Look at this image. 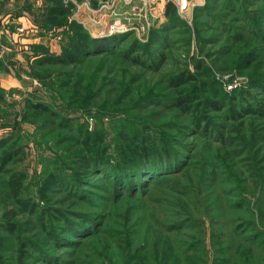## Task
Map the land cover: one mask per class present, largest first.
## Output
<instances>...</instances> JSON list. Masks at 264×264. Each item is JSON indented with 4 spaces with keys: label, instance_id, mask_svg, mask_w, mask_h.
Wrapping results in <instances>:
<instances>
[{
    "label": "rangeland",
    "instance_id": "obj_1",
    "mask_svg": "<svg viewBox=\"0 0 264 264\" xmlns=\"http://www.w3.org/2000/svg\"><path fill=\"white\" fill-rule=\"evenodd\" d=\"M186 1L181 12L169 0L76 19L71 10V22L114 41L75 65L45 66L57 74L53 87L31 65L61 54L62 32L39 29L31 14L32 59L13 67L0 52V157L22 149L7 168L26 174L21 196L35 203L18 211L12 232L0 225L2 264H264V0ZM3 7L0 18L12 11ZM27 97L59 119L31 115ZM97 134L113 154L122 134L170 151L146 177L121 183L90 169L75 181L79 143ZM50 173L57 181L40 199ZM63 218L87 223L62 233Z\"/></svg>",
    "mask_w": 264,
    "mask_h": 264
},
{
    "label": "trees",
    "instance_id": "obj_2",
    "mask_svg": "<svg viewBox=\"0 0 264 264\" xmlns=\"http://www.w3.org/2000/svg\"><path fill=\"white\" fill-rule=\"evenodd\" d=\"M43 1V11L35 10L33 5L30 6L31 4H26L24 7L33 15L34 23L39 29L45 32L50 30L60 31L65 36L66 43L62 46L63 48L59 56L51 57L43 54L41 58H33L34 62L32 61L31 65V67L33 65L37 67L35 75L38 81L44 86L53 87L55 86L54 83L57 78L55 75L57 74H54L50 68L45 69V66L75 65L85 55H88L90 50L106 51L114 39L110 37L94 38L82 26L71 22V6L64 5L62 0ZM88 1L93 8H97L99 3L102 2L101 0ZM164 10V14L168 16L172 13L173 6L167 3ZM137 46L139 45L137 44ZM129 61L133 64L141 63L136 57L129 59ZM66 85L67 82L61 84V86ZM3 93L0 88V98L3 96ZM25 99L26 107L31 115L38 117L45 115L52 120L59 119V116L48 105L41 102H32L28 97ZM0 107L2 108L3 106L0 105ZM63 122H69V120H62L61 123ZM79 145L81 147L76 160L77 170L73 173L75 181L82 178L81 174L90 169H94L95 174H101L102 176L108 174L111 178L115 177L121 183H124L125 179L133 175H139L141 178L146 177L148 174L157 171L156 159H158L157 161H161L163 155H166L170 151V146L167 142H151L149 138L140 134H134L133 136L122 134L114 154L110 152L108 146L103 144V140L99 134L96 137L94 136L93 139L89 135H86ZM23 155L24 153L20 147L10 145L1 152L0 157V196L2 197L1 202L4 207L0 225L10 232L15 227L12 220L17 216L18 211L28 210L34 207L35 204L32 200L28 198L23 199L21 196L26 174L22 171L7 168L8 165L17 164L22 161ZM56 181L57 175L53 173L48 174L42 182L41 188L38 190L40 199H46V193ZM63 219H65L67 228L63 229L62 233L66 231L76 232L87 223L86 221H81L73 224L66 218ZM258 233L255 232L251 238L245 237L242 240L246 242L257 239ZM49 235L54 237L53 234ZM1 242L2 240H0V250H2ZM219 263L226 264L227 260H220ZM0 264H2L1 259Z\"/></svg>",
    "mask_w": 264,
    "mask_h": 264
},
{
    "label": "crops",
    "instance_id": "obj_3",
    "mask_svg": "<svg viewBox=\"0 0 264 264\" xmlns=\"http://www.w3.org/2000/svg\"><path fill=\"white\" fill-rule=\"evenodd\" d=\"M0 2L4 5V10H12L0 18V52L4 53L2 62L5 65L10 64V62L16 63L19 68H23L29 59H32L28 54L29 48H32L34 43L38 41L34 34L35 28L31 14L24 7L25 0H0ZM138 4L141 6V3L138 2ZM139 6L138 8H140ZM119 9H125L123 4L117 5L116 10ZM18 28L29 30L30 37L23 38L21 34H17L16 29ZM41 41L44 43L45 40L42 39ZM19 51L23 52L19 53ZM6 77L9 78L8 75Z\"/></svg>",
    "mask_w": 264,
    "mask_h": 264
},
{
    "label": "built area",
    "instance_id": "obj_4",
    "mask_svg": "<svg viewBox=\"0 0 264 264\" xmlns=\"http://www.w3.org/2000/svg\"><path fill=\"white\" fill-rule=\"evenodd\" d=\"M173 3L179 11L185 10L187 7L186 0H169ZM63 4L66 6H71V10L73 12L72 18L76 19L77 14H81L82 10H96L94 13H99L100 10H116L118 3H122L123 6L129 7L136 2L141 3L140 8H133L132 10H145L146 9V0H108L106 2H100L97 8L91 7L88 0H62ZM101 14V13H99ZM144 29V28H142ZM18 32H23L22 28H18Z\"/></svg>",
    "mask_w": 264,
    "mask_h": 264
}]
</instances>
